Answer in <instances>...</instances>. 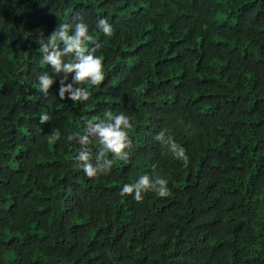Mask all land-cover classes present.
<instances>
[{"label":"trees","instance_id":"16d2710c","mask_svg":"<svg viewBox=\"0 0 264 264\" xmlns=\"http://www.w3.org/2000/svg\"><path fill=\"white\" fill-rule=\"evenodd\" d=\"M80 17L105 80L73 102L37 41ZM109 111L131 119L129 160L105 152L90 179L68 136ZM145 174L171 201L120 195ZM0 264H264V0H0Z\"/></svg>","mask_w":264,"mask_h":264},{"label":"clouds","instance_id":"9594fccd","mask_svg":"<svg viewBox=\"0 0 264 264\" xmlns=\"http://www.w3.org/2000/svg\"><path fill=\"white\" fill-rule=\"evenodd\" d=\"M96 28L105 36L114 33V27L105 18L98 19ZM39 49L43 53V60L48 64L54 74L60 76L59 98L70 99L73 102H86L90 99L86 89L74 85L90 84L100 86L105 80L104 65L101 58L96 54L101 45L95 44L94 37L90 34L89 25L82 17L76 18L74 23H60L56 29L45 39L37 41ZM95 44V47H89ZM61 46H63L61 48ZM72 82L67 83L69 77ZM40 91L47 95L56 78L48 72L37 76ZM114 112H108L109 122L93 124L88 122L84 134L74 133L68 136L69 141H74L81 146L77 160L82 163L83 171L90 179L99 175H107L111 169L112 161L104 159L105 152L111 153L113 157L125 163L129 160L128 150L131 148L129 131L133 125L129 116L124 113L113 116ZM50 119L47 115H41V123ZM49 141H58L60 133L54 130L49 136ZM155 139L165 146L178 160H182L185 166L188 163L186 150L176 143L171 135L161 131ZM93 140L98 141L101 150L95 157L88 145ZM166 179L159 175H142L137 182L125 184L120 193L121 196L132 195L137 202L143 200V194L154 192L159 197L168 201L172 195V189L167 186ZM172 187V186H171ZM175 202V201H172Z\"/></svg>","mask_w":264,"mask_h":264}]
</instances>
